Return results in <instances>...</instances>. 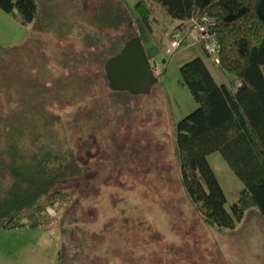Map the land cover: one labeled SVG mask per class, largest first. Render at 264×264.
Masks as SVG:
<instances>
[{
    "label": "rangeland",
    "instance_id": "374dc122",
    "mask_svg": "<svg viewBox=\"0 0 264 264\" xmlns=\"http://www.w3.org/2000/svg\"><path fill=\"white\" fill-rule=\"evenodd\" d=\"M137 1L37 0L38 14L25 24L0 7V46L20 47L32 35L37 43L20 57L35 54L39 46L54 63L59 57L52 56L66 59L69 69L55 65L56 82L42 97L62 108L57 110L61 126L69 134L72 126L76 152L89 165L69 209L56 216L58 222L0 231V264H59L61 249L64 264H264L260 213L251 208L234 228L213 227L201 218L180 178L176 124L198 104L182 83L179 67L201 56L217 80L226 81V73L191 37L193 28L167 52L170 22L163 25L159 15L157 39ZM120 21L122 33L140 37L158 75L147 94L109 92L100 70V56L108 50L96 40L116 35ZM74 72L79 90L67 82ZM18 73L30 72L19 68ZM55 84L60 93L53 97ZM208 160L229 208L242 181L219 151Z\"/></svg>",
    "mask_w": 264,
    "mask_h": 264
},
{
    "label": "trees",
    "instance_id": "16d2710c",
    "mask_svg": "<svg viewBox=\"0 0 264 264\" xmlns=\"http://www.w3.org/2000/svg\"><path fill=\"white\" fill-rule=\"evenodd\" d=\"M0 7L23 24L33 21L39 11L37 0H0ZM136 8L157 39L159 15L163 25L170 22L168 39L191 18L212 20L219 43L212 59L227 80H217L201 56L179 67L182 83L198 104L176 124L181 183L201 218L213 227L234 228L251 208L264 218V0H138ZM121 24L115 26L116 35L96 40L108 50L99 59L104 78L105 60L134 35L127 36L128 30L122 33ZM23 43L0 46V231L58 222L56 216L69 209L78 181L89 169L73 145L72 126L71 134L61 126L57 110L62 108L56 102L50 106L42 97L56 82L55 65L69 69L66 59L52 56L59 57V64L54 63L39 46L35 54L20 57L19 52L37 39L31 35ZM19 68L30 73L16 74ZM75 79L74 72L68 85L76 84L79 90ZM58 91L51 88V96ZM213 151L221 153L243 184L229 208L208 160ZM62 257L61 249L59 264H64Z\"/></svg>",
    "mask_w": 264,
    "mask_h": 264
},
{
    "label": "water",
    "instance_id": "95a60500",
    "mask_svg": "<svg viewBox=\"0 0 264 264\" xmlns=\"http://www.w3.org/2000/svg\"><path fill=\"white\" fill-rule=\"evenodd\" d=\"M108 86L130 94H147L158 80L138 35L129 37L103 65Z\"/></svg>",
    "mask_w": 264,
    "mask_h": 264
},
{
    "label": "built area",
    "instance_id": "2783aa9c",
    "mask_svg": "<svg viewBox=\"0 0 264 264\" xmlns=\"http://www.w3.org/2000/svg\"><path fill=\"white\" fill-rule=\"evenodd\" d=\"M212 20L206 16H203L201 19L191 18L186 27L177 30H173L168 47L166 50L168 52H172L178 45L181 44L183 35L189 33V31H195V36L193 37L195 40L200 42H204L207 46L208 50L210 51V55L218 53L219 50V43L215 32L212 30ZM189 38V37H188ZM188 40V39H187ZM213 57V56H212Z\"/></svg>",
    "mask_w": 264,
    "mask_h": 264
},
{
    "label": "crops",
    "instance_id": "0c3cea01",
    "mask_svg": "<svg viewBox=\"0 0 264 264\" xmlns=\"http://www.w3.org/2000/svg\"><path fill=\"white\" fill-rule=\"evenodd\" d=\"M212 70V69H211ZM212 72H213V70H212ZM213 74H214V72H213ZM217 79V78H216Z\"/></svg>",
    "mask_w": 264,
    "mask_h": 264
},
{
    "label": "clouds",
    "instance_id": "9594fccd",
    "mask_svg": "<svg viewBox=\"0 0 264 264\" xmlns=\"http://www.w3.org/2000/svg\"><path fill=\"white\" fill-rule=\"evenodd\" d=\"M211 56V55H210ZM211 58H212V56H211Z\"/></svg>",
    "mask_w": 264,
    "mask_h": 264
}]
</instances>
